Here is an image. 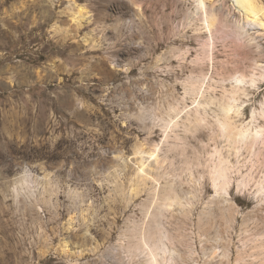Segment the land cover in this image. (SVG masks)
<instances>
[{"label":"rangeland","instance_id":"374dc122","mask_svg":"<svg viewBox=\"0 0 264 264\" xmlns=\"http://www.w3.org/2000/svg\"><path fill=\"white\" fill-rule=\"evenodd\" d=\"M205 2L217 26L197 0H0V264H151L139 236L159 217V264H264V143L211 128L241 74L257 80L235 124L262 109L264 29ZM220 155L228 192L208 173Z\"/></svg>","mask_w":264,"mask_h":264},{"label":"bare ground","instance_id":"6f19581e","mask_svg":"<svg viewBox=\"0 0 264 264\" xmlns=\"http://www.w3.org/2000/svg\"><path fill=\"white\" fill-rule=\"evenodd\" d=\"M197 1H198V7L197 8H198V10H201L202 13H204V19L203 20H205V23L207 24V26L209 28H211L213 26H217L216 22L220 18L217 19L216 15H215V11L213 9L214 7H212V8H210L211 6L208 7L205 0H197ZM233 1L235 3L236 7H238L239 10L243 13V17H244V19H246L247 24L260 26L262 29H264V21L260 18V14H261V12H264V10H263L262 6L258 5L256 0H233ZM218 23H219V21H218ZM235 80H236V83L233 85L232 90L230 92V93H232V96L229 99L225 98V97L221 98V99H223L222 100L223 102L220 104L219 110H221L223 117L222 118H220L221 116L217 117L218 118L217 123L214 125V127H213V124H211V126H212L211 128H213V134H216V133H217V135L221 134L222 136L227 138L228 141H230L231 144H233L232 146L235 149H236L238 143L243 142V143H245V145H247L248 148L252 149V151H253V149L257 143H259L261 141L264 143V127L260 126L259 128H256L255 130H253L251 127H249V124L251 123V121L254 122V120L257 116L256 114H259L260 116H262L264 118V102L262 104V109H260V111H258V112L254 111L253 112L251 121L247 122L242 127H239L238 125H236L235 121L232 118V113L234 112L236 114H239L241 112V108H242L239 104L236 103L237 97H238L237 95L239 94V92L241 90H246V87H245V85H243V83L249 82V80L254 83L257 80V78L255 76H251L250 79H248L247 75L241 74L238 77H236ZM199 90H201V89H199ZM210 99H212V98H210ZM212 100H210V101H212ZM201 104L202 103L200 101L198 106L195 109H193L191 111H187V114L185 116L184 121H185V123L190 125L188 127H191V126L194 127L196 125L202 124L204 117L202 115ZM203 112H204V110H203ZM182 119L177 118L176 120H174L172 122L171 128L172 127L176 128L180 124H182ZM187 124H186V126H187ZM169 133H170V131H169ZM179 135H181V134H179ZM176 145H178V144H176ZM168 148L169 149H173V148L175 149V146L174 145H168ZM154 150H155V148H154ZM154 150L152 151L153 153H151L150 155L153 156L154 162L156 161V163L157 162L159 163L161 160L160 159L161 157L156 153V150L155 151ZM258 157H259V155H258ZM258 159H260V157ZM189 160H188V162H189ZM192 165H193V163H192ZM207 165H209V164H207ZM140 166H141V164H140ZM207 167L209 168L208 173H209L210 179L212 180L216 189L218 191L224 190V191L228 192L229 176H230L229 172L231 169L229 160H227L224 156L220 155L219 159L216 163L213 162V165H210ZM147 173L148 172L145 171V167H142L138 174H140V176H145V175H147ZM249 179H252L251 176H249ZM257 187H258L257 192L262 197L261 199L264 200V177L262 180L259 181V183H257ZM171 194L174 195L173 192ZM168 196H169V199H171L173 197L171 195H168ZM166 198H168V197H166ZM158 203H160V202H158ZM159 212L162 213L160 209L158 211V214H159ZM156 214H157V212H156ZM159 218H161V217H159ZM159 218H158L157 226H155V224H154V226L152 225L156 229H152L151 228L152 226L149 223L150 227L148 226L149 228L147 227V229L145 227V229L141 232V234L139 236V247H138V249L148 253L147 255H149V258L147 260L150 261L151 264H159L160 255H162V256L165 255V257H164L165 259H167V257H169V256H167V255H169V253H167L169 251V245H168L167 241H165V239H167L166 237H168V234H167L168 232L166 231L167 233H165L163 231V229L161 228V224H160L161 221H159ZM261 247L264 249V244L261 245ZM257 250H259V249H257ZM262 251H264V250H262ZM262 253H264V252H262ZM162 259H163V257H162ZM260 259H261V257H260ZM262 263H264V261H262Z\"/></svg>","mask_w":264,"mask_h":264}]
</instances>
